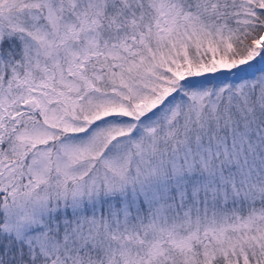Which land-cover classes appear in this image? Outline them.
<instances>
[{
  "label": "snow or ice",
  "instance_id": "6c2138e0",
  "mask_svg": "<svg viewBox=\"0 0 264 264\" xmlns=\"http://www.w3.org/2000/svg\"><path fill=\"white\" fill-rule=\"evenodd\" d=\"M0 264H264V0H0Z\"/></svg>",
  "mask_w": 264,
  "mask_h": 264
}]
</instances>
